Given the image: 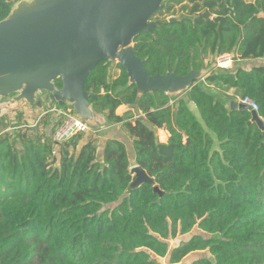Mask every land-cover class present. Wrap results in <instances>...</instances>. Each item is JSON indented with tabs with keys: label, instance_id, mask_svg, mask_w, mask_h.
<instances>
[{
	"label": "trees",
	"instance_id": "16d2710c",
	"mask_svg": "<svg viewBox=\"0 0 264 264\" xmlns=\"http://www.w3.org/2000/svg\"><path fill=\"white\" fill-rule=\"evenodd\" d=\"M18 1L0 0V21ZM184 1L164 0L160 15L186 14L136 36L133 50L150 76L204 70L187 92L139 96L121 65L103 60L84 83L88 133L0 136V264H264V135L226 94L253 100L263 123L264 66L240 63L264 59V2L190 0L187 11ZM225 54L236 63L216 67ZM114 127L123 135L101 144ZM134 166L154 185L128 193Z\"/></svg>",
	"mask_w": 264,
	"mask_h": 264
},
{
	"label": "water",
	"instance_id": "95a60500",
	"mask_svg": "<svg viewBox=\"0 0 264 264\" xmlns=\"http://www.w3.org/2000/svg\"><path fill=\"white\" fill-rule=\"evenodd\" d=\"M163 0H20L0 21V100L10 96L28 107L41 105L38 95L47 97V108L71 107L90 128L96 126L89 92L84 83L100 62H117L126 72L137 95L162 92L178 96L201 81L204 70L185 76L174 73L150 76L144 61L133 50V40L152 33L158 21L149 19L164 8ZM181 16L170 17L177 22ZM59 81L60 89L55 83ZM233 110H248L230 101ZM251 121L263 131L254 111ZM133 181L128 193L154 180L139 166L130 169ZM153 193H162L154 186Z\"/></svg>",
	"mask_w": 264,
	"mask_h": 264
},
{
	"label": "rangeland",
	"instance_id": "374dc122",
	"mask_svg": "<svg viewBox=\"0 0 264 264\" xmlns=\"http://www.w3.org/2000/svg\"><path fill=\"white\" fill-rule=\"evenodd\" d=\"M252 1V0H249ZM174 15L171 17H177L180 15V8L174 7ZM168 18V17H167ZM117 62H113V65H115ZM37 96V101H41L40 106H32L28 107L27 104L22 102H14L11 101L10 98L7 97L0 100V136L4 133H15L19 130H24L26 126H28L30 129L34 130L37 129L38 132H40L39 121L40 118H47L48 116L44 115L46 113L52 112L53 108H56L57 106H53L50 109H47L44 95ZM9 97V96H8ZM40 97V98H39ZM62 109H69V108H63V107H57ZM125 112V108L120 106L115 110V115L120 116ZM19 113H21V116L19 117ZM53 114H50V117ZM116 135L122 136L123 134L120 132V129L117 127H114L113 129L109 130V132L105 135V137H99V142L101 143L103 139L114 137ZM99 143V144H100ZM102 144V143H101ZM100 144V145H101ZM184 237L179 238L176 241H172L171 243H177L178 241L184 240ZM191 257L186 258L185 260H190ZM160 264H168L167 260L160 259Z\"/></svg>",
	"mask_w": 264,
	"mask_h": 264
},
{
	"label": "built area",
	"instance_id": "2783aa9c",
	"mask_svg": "<svg viewBox=\"0 0 264 264\" xmlns=\"http://www.w3.org/2000/svg\"><path fill=\"white\" fill-rule=\"evenodd\" d=\"M225 60L226 58L224 56H219L216 59L215 66L219 68L224 67ZM237 104L244 105L250 111H254L255 113L258 111V105L248 97L238 99ZM50 114L53 115L50 117ZM44 115L48 116L49 123L45 126L40 124V131L46 138L54 142H63L77 133L86 134L90 131V127L78 116H76L75 113H72L70 109H62L56 107L53 108L52 112H48ZM41 119L42 117L40 118V120Z\"/></svg>",
	"mask_w": 264,
	"mask_h": 264
},
{
	"label": "crops",
	"instance_id": "0c3cea01",
	"mask_svg": "<svg viewBox=\"0 0 264 264\" xmlns=\"http://www.w3.org/2000/svg\"><path fill=\"white\" fill-rule=\"evenodd\" d=\"M226 58V60L224 61V64L225 66L222 67V69H229L233 63H236V62H232V59H234V57L230 54H225V55H222ZM241 64V68L244 69V70H250V69H253V68H257V67H262L264 66V59H252V60H245L243 62L240 63ZM221 68V67H220ZM226 94L228 96H231L230 100H228V103H227V106L230 107L229 103L230 101H233V100H236L237 101V98L238 96L234 95V89H229ZM235 102V101H234ZM237 103V102H236ZM189 109L190 111L196 115L198 117V113L196 111V108L194 105L190 104L189 105ZM162 132L163 133V136H165V138L162 140L161 137L159 136V133ZM156 134H157V138H158V141L160 143H165L169 137V134L168 132H166L165 130L163 129H158L156 131Z\"/></svg>",
	"mask_w": 264,
	"mask_h": 264
},
{
	"label": "flooded vegetation",
	"instance_id": "af4514ba",
	"mask_svg": "<svg viewBox=\"0 0 264 264\" xmlns=\"http://www.w3.org/2000/svg\"><path fill=\"white\" fill-rule=\"evenodd\" d=\"M164 1V0H163ZM163 1H162V3H163ZM247 3H254L255 2V0H252V1H249V0H245ZM263 2H264V0H263ZM184 4H186L187 5V11H189L191 8H192V6H193V3L190 1V0H185L184 2H183ZM164 5H165V3H164ZM165 7V6H164ZM177 7H179V6H177ZM163 10V9H162ZM161 10V11H162ZM161 11L160 12H158V13H156L154 16H152L150 19H149V21H158L159 23H160V20H162V19H169L171 16H164V15H160V13H161ZM186 14V12H182V11H180V16H181V19H182V16H184ZM168 17V18H167ZM181 21V20H180ZM60 89V87H58L57 88V90H59ZM12 95H10L9 97H7L8 99L11 97ZM41 96H43V95H41ZM40 96V97H41ZM39 97V98H40ZM38 99V98H37ZM36 99V100H37ZM44 100H45V104L47 103V97L44 95ZM36 104H34V106H35ZM56 106V105H55Z\"/></svg>",
	"mask_w": 264,
	"mask_h": 264
}]
</instances>
